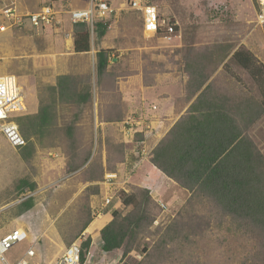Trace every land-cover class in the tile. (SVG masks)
Here are the masks:
<instances>
[{"label": "rangeland", "instance_id": "374dc122", "mask_svg": "<svg viewBox=\"0 0 264 264\" xmlns=\"http://www.w3.org/2000/svg\"><path fill=\"white\" fill-rule=\"evenodd\" d=\"M151 1L161 14L176 18L180 39L168 42L159 37L146 38L143 17L128 9L127 0L114 2L115 13L106 20L108 29L104 37L92 33L93 49L89 54L74 51L77 24L67 11L75 0L57 3L58 21L53 26L20 27L2 37L1 70L18 78L27 104V111L17 122L18 114L11 116L20 132L18 121L33 115L29 99L36 108L52 103L57 110L52 115L53 125L43 128L40 137L33 136L24 149L11 147L0 132V240L14 231L5 232L6 228H16L22 222L21 216L27 212L24 203L30 204L28 212L35 210L28 219L32 230L17 227L28 230L29 239L6 255L10 263L23 258L33 247L36 264H54L83 235L95 242L87 264L257 263V241L239 232L231 217L219 214L207 199H185L188 193L184 194L181 188L168 190V186L162 189L161 198L156 200L152 196L157 202L162 199L168 209L164 212L150 204L154 221L148 229L137 231V239L130 237L121 250L105 253L101 248L99 227L104 229L115 211L126 215L134 210V206H123L124 198L132 194L142 196L139 188H150V178L159 183L166 181L157 169L149 175L145 165L131 168L128 160L136 149H145L149 156H139V162L149 161L151 149L166 136L168 126L157 132L145 124L148 134L139 137L137 133H128L125 123L153 121L154 105L159 106L168 98V82L172 78L168 73L184 79L188 50L192 49L193 55H204L222 44L243 45L262 52L264 59V27L256 28L254 24L253 0ZM12 3L21 12L33 13L52 0H0V4ZM101 50L110 53L103 76L97 73L96 54ZM194 59L189 58V63L193 64ZM203 59L197 58L195 62ZM168 64L172 66L169 72ZM219 71L222 72L215 76L214 88L227 92L224 94L231 98L229 106L248 105L253 98L262 100L256 82L235 62L229 63L228 70L221 67ZM61 77H67L62 90L64 101L55 93ZM192 88L190 85L189 90ZM165 105H161L162 110L167 109ZM251 129L264 154V116ZM38 131L32 129L31 136ZM153 131L150 141L147 137ZM109 175L116 176L115 195L111 205L102 208ZM33 185L34 190L30 187ZM99 214L104 215L98 220L102 224L97 221L92 225L99 228L97 232H80ZM41 217L46 220L44 232L36 226V219ZM145 248L147 251L143 252Z\"/></svg>", "mask_w": 264, "mask_h": 264}, {"label": "trees", "instance_id": "16d2710c", "mask_svg": "<svg viewBox=\"0 0 264 264\" xmlns=\"http://www.w3.org/2000/svg\"><path fill=\"white\" fill-rule=\"evenodd\" d=\"M87 5L88 0H75L73 7L83 9ZM107 24L96 23L93 34L104 37L108 29ZM74 34V51L77 54L91 53L93 47L90 26L77 24ZM188 52L189 55L185 56L188 100L196 93H201L190 107L188 115L153 149L150 162L168 179L189 191L191 198L198 196L207 199L213 203L219 214L231 217L239 232H245L257 241L259 251L255 263L257 261L256 264H264V154L250 133L251 128L264 116V64L250 49L243 45L238 47L237 44L218 45L204 55H193L192 49ZM109 54L106 50L96 54L99 76H103L108 69ZM193 56L194 63L192 61L193 64H190L189 58ZM200 57L204 59L195 62ZM232 61L248 72L256 82L262 96L261 101L253 98L248 105L241 103L234 107L226 106V102H212L218 98L212 95L215 90L214 75L221 67L224 71L228 70ZM66 80L67 77H61L57 92L52 89L61 101H64L65 94L62 90ZM190 85H193L192 90H189ZM219 99L222 100V97ZM29 100L31 110L33 102ZM40 107L41 105L35 116H26L24 120L21 118L18 121L21 134L28 144L33 136L40 137L43 128L50 127L52 122H55L52 118L57 111L54 105L51 103ZM22 115L23 113L16 116V122ZM28 119L32 121L26 122ZM118 121L120 119L115 122ZM32 129L39 131L31 136ZM137 134L142 137V133ZM130 158L128 163L131 162L132 168L139 160L134 155ZM86 160L84 159V162ZM30 187L34 190L36 186ZM139 190L143 194L139 198L132 194L123 200L125 208L134 206V210L126 215L115 211L112 220L100 231L105 253L121 250L130 237L137 239V231L148 229L152 225L154 220L149 211L150 204L154 203L162 210L150 190L143 187ZM24 206L26 211L30 209V204L24 203ZM92 220H89L80 232H84ZM90 244L91 239L82 245L83 262L91 248ZM146 251L145 248L143 252Z\"/></svg>", "mask_w": 264, "mask_h": 264}, {"label": "built area", "instance_id": "2783aa9c", "mask_svg": "<svg viewBox=\"0 0 264 264\" xmlns=\"http://www.w3.org/2000/svg\"><path fill=\"white\" fill-rule=\"evenodd\" d=\"M62 0H52L47 6L42 7L37 12H21L15 3L11 5L0 4V48L2 37L14 29L30 26L33 29H43L53 26L58 20L57 3ZM116 0H88L86 8L77 9L73 4L69 5L67 11L69 18L74 24H88L94 32V26L98 22H106L115 13L114 2ZM255 10L254 24L256 28L264 27V0H253ZM5 5V6H1ZM129 10L140 13L143 17L145 34L148 37H160L163 40L172 42L181 38L177 31L179 22L176 18L161 14L158 6L151 0H127ZM1 60V55H0ZM27 111L26 100L19 84L18 78L12 74L3 73L0 67V132L3 134L11 147L16 150L23 149L28 145V141L22 136L19 126L11 120L14 114H21ZM128 133H143V123L139 121L128 120L126 123ZM149 129V127L147 126ZM147 150L142 149L139 156H149ZM152 153V150H151ZM116 176L109 175L106 178L104 188L105 197L103 198L102 208L111 205L114 199V189ZM164 212L168 207L162 201H158ZM102 217L99 214L98 218ZM86 234V233H85ZM83 235L78 241L68 246L63 254L57 258L54 264H87L91 258L87 254L83 262V243L88 239ZM92 237V236H91ZM29 239V233L26 230L16 229L0 240V264H36L33 259L36 257L34 248H29L26 254L15 263H10L6 255L17 245L22 244ZM95 242L91 241L90 247ZM101 248L103 243L101 241ZM90 252V251H89Z\"/></svg>", "mask_w": 264, "mask_h": 264}, {"label": "crops", "instance_id": "0c3cea01", "mask_svg": "<svg viewBox=\"0 0 264 264\" xmlns=\"http://www.w3.org/2000/svg\"><path fill=\"white\" fill-rule=\"evenodd\" d=\"M143 33H144L145 37L148 38V39L156 38V37H148L145 34L144 22H143ZM160 40H163V39L160 38ZM249 49L264 64V59L262 58V54H261L262 52H258V51L257 52H254L251 48H249ZM171 68H172V66L168 64V72L171 70ZM220 72H222V71H219L218 70V72L214 75V77L217 76ZM168 74H169L170 77H172V78H170V81L168 82V98H166L165 101L162 102L161 104L158 103L159 106L158 105H156V106L154 105V108L151 111V113H152V115L154 117L152 119L153 121H149V123L147 124L146 122H143V120H138L140 123H143L144 125L146 124L147 126H149L150 129L153 126L154 127V130L157 131V132L160 129L164 128L165 125H167L168 127H167V129H166V131L164 133L165 135L167 133H169L172 130V128L182 118H184L185 116L188 115V111H189L190 107L195 103V101L198 99V96L201 93V92L196 93L191 99L188 100V90H186V86H185V84L187 83L188 78L185 76V78L183 79V78H178V76L171 75L172 73H168ZM214 91H217V93H219V94L215 93ZM219 91L220 90L219 89H216V88H215V90L212 91L213 92L212 95L218 96V98L213 99L212 102L213 103H216V104H222V102L223 103L226 102V106L231 107V106H229V103L231 102V100H230L231 98L228 95L225 96V94H224V93H227V92H225V91L224 92H221V91L219 92ZM220 97H222V100L219 99ZM163 103L166 104L165 106H167V109H164V110L161 109V105ZM203 105L205 106L206 103H203ZM38 110H39V107L36 108V105L32 104L31 113H33L35 115V114H37ZM160 115H162V116H160ZM163 117H165L164 120H163ZM145 128H146L145 126L142 128L143 129V133L147 135L149 130L148 131H145ZM251 131H252V129L250 130V133L252 134ZM153 133H154V131L148 137L146 136L147 139L150 137V141L153 140V136H152ZM157 144L158 143H155V145L153 146V148L151 150H153L157 146ZM140 151H141L140 149H136L135 151H133V153L131 155L132 156L134 155L135 158H137L139 160ZM145 160L142 163H140L138 161L135 164V166L145 165L146 166L145 171H147L148 174L150 175V173L153 172L154 169H156V167L150 162V160L149 161H147V159H145ZM128 165H129V163H128ZM163 176L165 177L166 181H163L162 183H159L158 181L153 180L152 178H150V180L152 181L151 182V185L152 186L150 188L147 187L148 189H150L153 192L152 193L153 194L152 196H154L156 200H157V197L159 198L160 196H162L161 191H162V189L164 190V188H166L167 186H168V190L181 188L177 183H175L171 179H168L164 174H163ZM182 190H184V194L185 193H188L187 196L184 195L185 196L184 197L185 199L191 198V193L189 191H187L185 189H182ZM184 198H182V199H184ZM160 200L162 201V199H160ZM32 213H35V210L34 209H32V211H30V212L27 211L24 214H22L21 219H23V220H22V222H19V224L17 225V227L19 228V226H20V227H24L25 229H31L32 226H31V223L28 222V219H29V216L32 215ZM102 217H104L103 214H102ZM99 219L100 218H98L91 225H89L85 232H97L99 228H100L99 231H101L104 226H100L97 229L96 228L95 229L92 228V225L95 222H97ZM36 222H37L36 223V226L38 227V229H40L42 232H44L43 231V228H44V225L46 223V220L44 219V217L37 218L36 219ZM109 222L110 221L108 220V223ZM98 223L99 224H102V222H99V221H98ZM99 224H98V226H99ZM17 227L16 228L15 227L14 228L8 227V228H6L5 232L10 231L11 229L16 230V229H18ZM26 231L28 232V230H26Z\"/></svg>", "mask_w": 264, "mask_h": 264}, {"label": "clouds", "instance_id": "9594fccd", "mask_svg": "<svg viewBox=\"0 0 264 264\" xmlns=\"http://www.w3.org/2000/svg\"><path fill=\"white\" fill-rule=\"evenodd\" d=\"M152 193V192H151Z\"/></svg>", "mask_w": 264, "mask_h": 264}]
</instances>
